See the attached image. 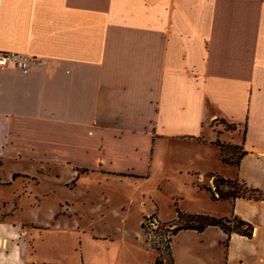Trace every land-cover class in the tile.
Returning <instances> with one entry per match:
<instances>
[{
    "label": "crops",
    "instance_id": "0c3cea01",
    "mask_svg": "<svg viewBox=\"0 0 264 264\" xmlns=\"http://www.w3.org/2000/svg\"><path fill=\"white\" fill-rule=\"evenodd\" d=\"M0 52L31 59L0 67V166L189 177L206 186L185 215L239 218L253 233L181 230L172 264L177 252L264 264V199L213 200L205 189L221 176L264 192V0H0ZM218 140L243 147L239 166L222 162ZM20 226L0 222V264H24Z\"/></svg>",
    "mask_w": 264,
    "mask_h": 264
},
{
    "label": "rangeland",
    "instance_id": "374dc122",
    "mask_svg": "<svg viewBox=\"0 0 264 264\" xmlns=\"http://www.w3.org/2000/svg\"><path fill=\"white\" fill-rule=\"evenodd\" d=\"M215 126L231 128L223 120ZM224 153L235 167L241 150L226 148ZM23 168L30 177H19L15 184L0 182V222L28 228L24 264H154L159 258L170 264L169 232L190 220L184 216L168 222L177 211L192 209L202 195L199 189L206 186L167 173L120 180L85 176L81 168L74 175L71 166L39 162L4 164L0 180L8 182ZM195 259L177 252L175 264H195Z\"/></svg>",
    "mask_w": 264,
    "mask_h": 264
},
{
    "label": "trees",
    "instance_id": "16d2710c",
    "mask_svg": "<svg viewBox=\"0 0 264 264\" xmlns=\"http://www.w3.org/2000/svg\"><path fill=\"white\" fill-rule=\"evenodd\" d=\"M224 124L226 125V121ZM231 125V124H230ZM227 131H235L236 126L231 125V128H227ZM221 150V160L223 163L233 166V160L230 157H224V151L226 148L234 149V150H241L240 156L236 162L235 167L239 166L241 159L245 156L246 152H244L243 147L241 146H234L225 143H221L220 140L216 142ZM214 177V189L212 187L206 188L212 194L213 200H229L231 202L235 201L238 198H248L254 200H263L264 199V192L258 189L249 188L246 184L236 180H227L222 178L221 176H212ZM248 194V195H247ZM178 220L181 221L182 217L189 218V224L185 225H178L174 228L173 232H169L171 234L170 245L172 241V237H174L179 231L181 230H195L198 232H203L207 227L214 226L221 228L227 235L230 237L231 234L236 233L245 237H252L253 228L252 226L239 219L234 218L232 220L227 219H218L211 216H189L185 215L179 211H177ZM236 222V226H232L231 224ZM227 244V242H225ZM154 264H164L163 259L159 258L156 260ZM172 264V258L171 263Z\"/></svg>",
    "mask_w": 264,
    "mask_h": 264
},
{
    "label": "built area",
    "instance_id": "2783aa9c",
    "mask_svg": "<svg viewBox=\"0 0 264 264\" xmlns=\"http://www.w3.org/2000/svg\"><path fill=\"white\" fill-rule=\"evenodd\" d=\"M30 63H31V59L26 55L18 54L15 52H0L1 68L14 67L18 69H26L29 67ZM152 224L153 226L158 227L157 221L152 222Z\"/></svg>",
    "mask_w": 264,
    "mask_h": 264
}]
</instances>
